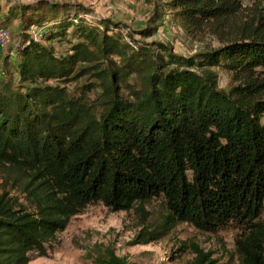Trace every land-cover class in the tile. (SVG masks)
I'll return each mask as SVG.
<instances>
[{
    "label": "trees",
    "instance_id": "trees-1",
    "mask_svg": "<svg viewBox=\"0 0 264 264\" xmlns=\"http://www.w3.org/2000/svg\"><path fill=\"white\" fill-rule=\"evenodd\" d=\"M244 1L170 0L188 33L206 27L223 43L190 57L139 45L107 19L90 23L83 7L73 18L45 1L20 8L14 73L0 80V264L48 256L92 204L129 212L154 199L167 215L138 242L181 223L206 233L233 226L238 264H264V17L242 19ZM249 1L256 13L264 3ZM157 16L143 37L157 32ZM48 23L41 39L31 35ZM59 37L73 39L65 55L51 44ZM219 69L231 75L228 91ZM193 249L194 264H217ZM96 263L127 261L109 249Z\"/></svg>",
    "mask_w": 264,
    "mask_h": 264
},
{
    "label": "rangeland",
    "instance_id": "rangeland-1",
    "mask_svg": "<svg viewBox=\"0 0 264 264\" xmlns=\"http://www.w3.org/2000/svg\"><path fill=\"white\" fill-rule=\"evenodd\" d=\"M45 1L51 4L65 5L73 18L75 11L83 7L87 10L81 14L88 22L96 24L109 20L119 25L116 32L131 34L139 45L148 47L151 43H163L172 48L173 52L183 57L216 50L223 43L212 31L200 29L199 33H188L175 16V11L168 6L170 0H0V28L8 29L11 36L9 45L0 46V76L2 79L14 73L17 54L16 49L23 36L21 7L36 6ZM242 19L257 21L264 17V3L258 13L254 11V2L244 1ZM160 15L157 22V32L151 37H143L140 31L152 25V20ZM158 17V16H157ZM264 23V18H263ZM53 23L44 27L33 26L31 35L41 39ZM113 26V25H112ZM72 29L69 30L71 33ZM224 37L229 36V30ZM46 40V38L44 39ZM72 38L55 39L51 44L59 55L69 52ZM155 54L159 49L154 46ZM6 72V75L4 74ZM219 88L230 90L231 75L219 69ZM1 80V79H0ZM84 79L68 84L71 90L81 86ZM91 100L95 95H88ZM5 173L0 169V194L5 189ZM12 195L18 191L8 188ZM167 215L166 203L163 199H154L144 205H139L129 212H112L102 204H92L75 216L67 229L58 234L57 240L48 246V256L40 257L34 253L29 264H97L96 260L107 250L127 261V264H194L196 253L193 247H198L204 253L212 254L217 264H238L234 257L235 239L238 231L229 226L217 233L199 231L187 223H181L158 241L148 243L138 242L145 233L155 231ZM155 236V235H154Z\"/></svg>",
    "mask_w": 264,
    "mask_h": 264
},
{
    "label": "built area",
    "instance_id": "built-area-1",
    "mask_svg": "<svg viewBox=\"0 0 264 264\" xmlns=\"http://www.w3.org/2000/svg\"><path fill=\"white\" fill-rule=\"evenodd\" d=\"M11 41L10 32L8 29L0 28V46L7 47Z\"/></svg>",
    "mask_w": 264,
    "mask_h": 264
},
{
    "label": "crops",
    "instance_id": "crops-1",
    "mask_svg": "<svg viewBox=\"0 0 264 264\" xmlns=\"http://www.w3.org/2000/svg\"><path fill=\"white\" fill-rule=\"evenodd\" d=\"M0 79H2V77L0 76Z\"/></svg>",
    "mask_w": 264,
    "mask_h": 264
}]
</instances>
